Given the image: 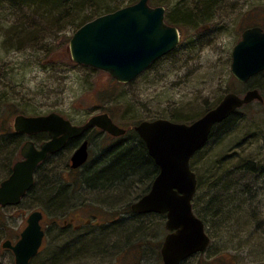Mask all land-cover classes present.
Masks as SVG:
<instances>
[{
	"label": "rangeland",
	"instance_id": "rangeland-1",
	"mask_svg": "<svg viewBox=\"0 0 264 264\" xmlns=\"http://www.w3.org/2000/svg\"><path fill=\"white\" fill-rule=\"evenodd\" d=\"M131 1L115 0L109 6L122 8ZM198 3L206 6L204 12L195 9ZM149 5L164 7L166 19L173 15L174 19L186 20L171 24L179 31L180 43L173 53L124 84L106 72L71 60L68 45L77 29L66 21L71 13L52 18L44 8L37 14L26 4L12 6L8 1L1 2L0 132H5L4 128L14 132L13 121L20 114L57 113L80 125L94 114L107 113L126 133L110 137L89 131V158L78 170H71L67 164L73 145L37 166L33 184L20 203L0 207V264H15L13 253L1 244L5 240L16 242L34 211L44 214L41 226L45 240L43 249L28 264H162L160 249L168 233L166 218L131 212L132 204L149 191L158 168L141 143L148 166L143 163L136 174L128 173L124 185H120L124 177H118L120 183L116 181L114 185L119 190L112 192L113 189H104L108 183L101 185L99 181L107 178L109 155L122 147L140 148L141 140L134 127L142 121L155 117L170 120L179 114L192 119L203 114L207 106L215 107L226 93L243 95L248 87L259 89L264 98V75L260 73L247 83H240L230 72L231 52L243 30L264 26V0H149ZM205 26L208 29L203 30ZM38 31L41 34L37 35ZM14 34L23 41L16 40ZM32 36L38 40H32ZM236 116L229 135L211 139L203 153L192 156L190 164L196 180L220 171L218 181L226 180L222 175L232 163H264V103H250L238 109ZM6 136L0 134L2 138ZM24 141L22 137L17 155L11 163L10 159L7 161L8 169L4 157L0 182L22 159ZM11 148L8 146L7 150ZM218 161L219 169L206 171L210 167L206 164ZM45 190L48 198L42 196ZM238 190L235 196L231 191L227 193L225 196H230L231 201L223 203V207H232L230 210L236 212L225 216L226 220L219 219L216 227H206L211 238L206 251L181 264H264V176L255 183L253 177H244ZM210 193L208 188L199 189L193 198L197 194L206 200ZM73 218L75 224L80 220L87 223L78 230L61 228L63 220Z\"/></svg>",
	"mask_w": 264,
	"mask_h": 264
},
{
	"label": "water",
	"instance_id": "water-1",
	"mask_svg": "<svg viewBox=\"0 0 264 264\" xmlns=\"http://www.w3.org/2000/svg\"><path fill=\"white\" fill-rule=\"evenodd\" d=\"M180 41L175 26L165 21L162 6L151 7L149 0L98 16L78 28L69 40L71 60L108 73L119 83H129L145 72L155 61L173 52ZM264 71V28L245 29L231 52L230 72L246 83ZM263 102L256 89L242 96L226 94L220 103L190 124L167 119L142 121L134 130L143 141L149 157L158 167L149 192L132 204L134 214H166V235L161 246L163 264H180L193 254L203 252L210 238L203 222L192 210L191 201L197 180L189 162L209 140L215 125L222 123L243 105ZM98 127L113 136L125 130L115 125L107 114L92 116L82 126H72L62 116L51 113L41 116L18 115L14 118L16 132L32 135L48 132L51 140L36 150L31 142L21 149L23 160L13 165L11 174L0 183V207L16 206L33 184V172L48 153L59 150L66 140L79 136L86 129ZM87 143L72 155V169L86 163ZM41 212H32L16 244L2 243L10 249L15 264H28L41 246L44 232L40 227Z\"/></svg>",
	"mask_w": 264,
	"mask_h": 264
},
{
	"label": "trees",
	"instance_id": "trees-1",
	"mask_svg": "<svg viewBox=\"0 0 264 264\" xmlns=\"http://www.w3.org/2000/svg\"><path fill=\"white\" fill-rule=\"evenodd\" d=\"M6 1H8V3H10L12 6H15V5L18 6L19 4H26V6L29 9H33V12H36L37 14H39L40 9L44 8L47 10L45 14L48 16L50 15L52 18L57 17V15H61V16L64 15L65 16V15H69L71 13L72 15L69 16V18L67 17L68 20L66 19V21L68 23L75 25L77 29L80 26H82L83 24H85L86 22H88V21H90V20H92V19H94L100 15L106 14L108 12H113V11L120 8V5L112 7V8L109 6L111 3H114L115 0H0V4H1V2L5 3ZM136 1L137 0H133L131 2H128V4L126 6L131 5V4L135 3ZM205 7L206 6L201 5L200 3L195 4L196 10L201 9V11H202V9L203 8L205 9ZM69 9H71V11H69ZM88 12H90V14L85 15ZM202 12H204V11H202ZM172 17H173V15H172ZM172 17L170 16L166 19L168 24H176L177 22L186 23L185 22L186 20H183L180 18H177L178 19L177 20L176 18L174 19ZM48 22L52 23V20L49 19ZM11 34H12V31L10 32V36H11ZM36 34L38 35L41 33L38 31ZM15 37H17L16 40H18L19 42L23 41L22 38H20L16 35H15ZM36 38H34L32 36L31 39L34 41H37L38 39H36ZM165 57H163V58H165ZM261 74L264 75V72H262ZM213 107L214 106H207L205 108V112H207L208 110H210ZM203 114H201V115H203ZM236 114H237V111L235 113H233L230 117H228L225 121L216 125L214 127L211 135H210V138H209L207 144L205 146H203L198 152H196L195 155L198 156L201 153H203V151L205 149H207V147L209 146L208 143L210 142L211 139L214 138V139L220 140L221 138H223L224 135H229L233 131V128L236 124V117H237ZM200 116H198V117H200ZM198 117L196 116L192 119H184L182 117L172 115L170 117V120L173 122L187 123V122H191V121L193 122L195 120V118H198ZM154 119H161V118L155 117ZM154 119H152V120H154ZM3 130H5V132H0V134H4L7 136L0 138V157L2 156L0 158V164L4 163V161L6 160L5 169L6 168L8 169V168H10V164L8 163L9 159H10V163H11L12 158L15 157V155H17V152H18L17 147L21 143L22 135L20 133H14L12 131H8V129H6V128H4ZM139 142H140V140H139ZM141 143L143 144V142L142 141L140 142V145H141L140 148L141 149L137 148V149H133V150H131V149L128 150L126 147L125 148L122 147V148H120V151H117V150L113 151L111 153L112 155L111 154L109 155L111 157H110V161H109V165H108L109 168H107V171H106V172H108V175L106 176L107 178H106V180L105 179L99 180L102 182L101 185H103V183L104 184L108 183L107 186L106 185L104 186L105 190L113 189L112 192H114L116 190L118 191L119 186L114 185V183H117L116 181H119V183H120V180H118V177H124V179H123L124 182L120 184V185H124L126 183L125 179L128 178V177H126V175L128 173L133 172L134 174H136L138 172V170L143 167V163H145V166H148L146 163H149V161H148L147 157H144L143 153H144L145 149ZM8 146L12 147L11 150H7ZM121 150H127V151H121ZM8 151L10 152L9 157L6 156V152H8ZM122 152H124V153H122ZM123 155H125V156H123ZM4 157H6L5 160H4ZM192 158H191V161H192ZM228 158H229V156L222 158V162ZM112 161H115L114 166H112ZM191 161H190V163H191ZM219 163H220V161H218L217 164H215V163H213L212 165L206 164V167L210 166V167H208V170L206 169V171L207 172L209 170L210 171H213V170L216 171L217 169H219L221 167V166H219ZM190 167L193 170L191 164H190ZM228 170H229L228 172L224 171V173L222 175V176L226 177V180L220 179L221 181L220 180L218 181V178L221 175V171L218 173L219 177L216 174H213L212 176H207L206 174H204L205 175L204 176L202 174L203 178H201V179L199 177H197V189L196 190L199 191V189L204 190V189L208 188L209 191H211L209 197H207L206 200L200 199L198 196H196L197 195L196 194L195 197L193 198V201H192V208H193L195 215L204 222V224L207 228L208 227L210 228L211 225H214V227H216L217 225L215 223H217L219 221V219L221 220L222 218H224V220H226L225 216L231 215L234 210L236 212V209L230 210L232 207H229V210L226 209V206L223 207V203L226 200L231 201L230 196L227 197L225 195L231 191L232 195L235 196L237 191H239L238 190L239 184H241L242 181H244V177H247V176L253 177V181H256L257 179L263 177L264 176V163H260V162L255 163L254 161L245 160L242 164L240 162L232 163V165L229 166ZM123 180H121V181H123ZM245 188H249V186L246 185ZM242 191H244V190H242ZM246 193H247V191H246ZM48 194H49V192L47 190L42 192V196L47 197V198H48ZM4 222H6V220H4ZM219 222H221V221H219ZM84 244L85 243L83 242L82 245H84Z\"/></svg>",
	"mask_w": 264,
	"mask_h": 264
},
{
	"label": "flooded vegetation",
	"instance_id": "flooded-vegetation-1",
	"mask_svg": "<svg viewBox=\"0 0 264 264\" xmlns=\"http://www.w3.org/2000/svg\"><path fill=\"white\" fill-rule=\"evenodd\" d=\"M205 29H208V26H205L204 28H203V30H205ZM259 75V74H258ZM248 90H252V89H256V90H258L259 92H260V90L259 89H257V88H250V87H248L247 88ZM247 90V91H248ZM261 93V92H260ZM253 102H255V101H253ZM253 102H251V103H253ZM256 102H258V103H260V104H262L263 105V103L264 102H259V101H256ZM250 104V103H249ZM248 105V104H247ZM98 114H100V113H98ZM107 114V113H106ZM94 115H96V114H94ZM109 117H110V115L109 114H107ZM93 116V115H92ZM91 116V117H92ZM90 118V117H89ZM88 118V119H89ZM111 118V117H110ZM66 119V118H65ZM68 120V119H67ZM111 120L113 121V119L111 118ZM70 123H71V125L72 126H82L83 124H85L86 122H84V123H82V124H80V125H76V124H74V123H72L70 120H68ZM113 123H114V121H113ZM115 124V123H114ZM116 125V124H115ZM118 126V125H117ZM89 131H97V132H100V133H104V134H106V135H108V136H110V137H115V136H112V135H110L109 133H107L106 131H104V130H102V129H100V128H97V127H91V128H88V129H86L82 134H80L79 136H75V137H73V138H70V139H68V140H66L65 141V143H64V145H63V147L62 148H60L59 150H57V151H54V152H52V153H49L47 156H46V158L44 159V161L45 160H47V159H50L51 158V156L53 157V156H57L59 153H61L67 146H69V145H73L74 146V149H73V151H72V153H71V155H70V157H69V159H68V162H67V164H68V166L70 167V164H71V156H72V154L84 143V142H86L87 143V151H88V158H89V149H88V147H89V145H90V142H89V138L86 136V134L89 132ZM21 134V133H20ZM22 135V137H25V141H24V143H26V142H31L32 144H33V146H34V148L36 149V150H39L40 148H41V145L42 144H44V143H47V142H49L50 140H51V137H50V135L48 134V132H45V131H42V132H38V133H34V134H32V135H26V134H21ZM21 150V149H20ZM87 161H88V159H87ZM87 161H86V163H87ZM85 163V164H86ZM39 164H41V163H39ZM38 164V165H39ZM84 164V165H85ZM37 165V166H38ZM84 165H82L81 167H79V168H77V169H72V168H70L71 170H78V169H80V168H82ZM36 169H37V167H36ZM35 169V170H36ZM35 170H34V173H33V180H34V174H35ZM64 194V193H63ZM155 215H161L162 216V214H157V213H154ZM163 217H165L164 215H163ZM43 220H44V214H43V218H42V221L41 222H43ZM81 221V223H76L75 224V218H73V219H69V220H63L62 221V226H61V228H67V227H70V228H72V229H74V230H78V229H81L83 226H84V224L85 223H87V220H80ZM83 222V223H82ZM114 223V222H113ZM112 223V224H113ZM44 240H45V232H44V238H43V242H44ZM12 243V242H11ZM15 243V242H14ZM14 243H12V244H14ZM43 244V243H42ZM43 246V245H42ZM41 246V248L39 249V252H40V250H42L43 249V247Z\"/></svg>",
	"mask_w": 264,
	"mask_h": 264
},
{
	"label": "bare ground",
	"instance_id": "bare-ground-1",
	"mask_svg": "<svg viewBox=\"0 0 264 264\" xmlns=\"http://www.w3.org/2000/svg\"><path fill=\"white\" fill-rule=\"evenodd\" d=\"M101 16V15H100ZM179 117H181V115L179 114ZM212 133V132H211ZM211 135V134H210ZM0 138H2V137H0ZM9 154H10V152L8 151V152H6V156L7 157H9ZM88 179H91L90 177H88ZM254 183H255V181H253ZM252 185V184H251ZM255 186V185H254Z\"/></svg>",
	"mask_w": 264,
	"mask_h": 264
}]
</instances>
